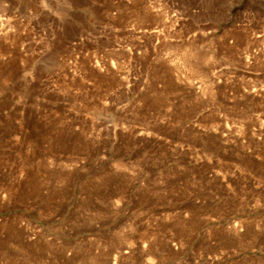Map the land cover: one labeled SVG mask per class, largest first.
Segmentation results:
<instances>
[{
  "label": "rangeland",
  "instance_id": "rangeland-1",
  "mask_svg": "<svg viewBox=\"0 0 264 264\" xmlns=\"http://www.w3.org/2000/svg\"><path fill=\"white\" fill-rule=\"evenodd\" d=\"M0 264H264V0H0Z\"/></svg>",
  "mask_w": 264,
  "mask_h": 264
}]
</instances>
